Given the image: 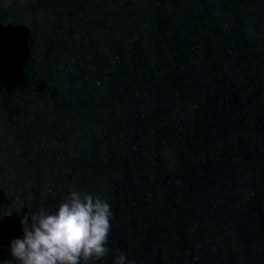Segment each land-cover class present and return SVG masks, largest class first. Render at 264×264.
<instances>
[{
  "label": "water",
  "instance_id": "95a60500",
  "mask_svg": "<svg viewBox=\"0 0 264 264\" xmlns=\"http://www.w3.org/2000/svg\"><path fill=\"white\" fill-rule=\"evenodd\" d=\"M264 144V0H0V206L137 189Z\"/></svg>",
  "mask_w": 264,
  "mask_h": 264
},
{
  "label": "clouds",
  "instance_id": "9594fccd",
  "mask_svg": "<svg viewBox=\"0 0 264 264\" xmlns=\"http://www.w3.org/2000/svg\"><path fill=\"white\" fill-rule=\"evenodd\" d=\"M111 219L106 199L73 190L54 213L41 208L22 217L23 236L10 242V254L17 264H95L111 251L107 246ZM113 264L135 261L120 254Z\"/></svg>",
  "mask_w": 264,
  "mask_h": 264
}]
</instances>
